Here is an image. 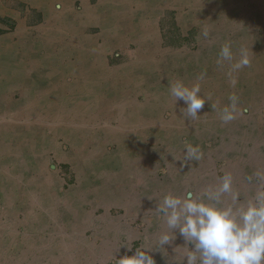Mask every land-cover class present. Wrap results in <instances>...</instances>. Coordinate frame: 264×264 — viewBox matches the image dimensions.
<instances>
[{"label":"rangeland","instance_id":"obj_1","mask_svg":"<svg viewBox=\"0 0 264 264\" xmlns=\"http://www.w3.org/2000/svg\"><path fill=\"white\" fill-rule=\"evenodd\" d=\"M52 1L57 13L73 9L87 19L78 34L67 26L47 32L44 0H0V93L6 84L16 104L27 101L20 84L28 83L10 82L19 71L12 63L33 55L25 70L53 71L40 84L68 86L42 108L47 122L11 117L0 98V194L25 193L36 198L33 213L53 215L41 226L18 202L0 201L14 224L0 233V260L115 264L123 244L130 255L165 230L155 213L165 193H200L225 174L238 177L239 167L252 180L264 164V0ZM90 8L97 20L87 17ZM225 43L233 63L244 50L250 66L232 72L229 62L217 64ZM176 81L199 84L209 100L195 120L170 94ZM233 94L246 111L223 123L219 110ZM187 145H199V161H183ZM250 185L241 193L252 197L259 187ZM184 243L177 234L164 254L154 251L156 264H176L189 250Z\"/></svg>","mask_w":264,"mask_h":264},{"label":"clouds","instance_id":"obj_2","mask_svg":"<svg viewBox=\"0 0 264 264\" xmlns=\"http://www.w3.org/2000/svg\"><path fill=\"white\" fill-rule=\"evenodd\" d=\"M233 60L232 45L225 43L218 53L217 64L227 61L232 72H236L251 63L244 50L240 51L238 60L234 63ZM231 84L235 86V78L231 79ZM169 91L176 102H184L186 108L181 111L189 120H195L205 101H209L200 94L199 84L189 88L182 81H176L170 85ZM238 105L239 97L230 95L229 104L219 110L220 120L228 123L237 119L246 111ZM211 107L215 110L216 105ZM202 156L199 145H187L183 161H199ZM256 175L260 177L259 172ZM226 200L230 202L225 203ZM155 213L166 225L155 244L135 247L130 255L127 252L133 247L123 244L127 251L116 256L115 264H156L152 253L164 254L165 246L172 245L177 234L189 250L180 260H173L176 264H264V188L257 189L246 203L242 202L240 194L233 189L232 175L225 174L217 185L205 187L200 193H165L162 199L156 200Z\"/></svg>","mask_w":264,"mask_h":264},{"label":"crops","instance_id":"obj_3","mask_svg":"<svg viewBox=\"0 0 264 264\" xmlns=\"http://www.w3.org/2000/svg\"><path fill=\"white\" fill-rule=\"evenodd\" d=\"M42 1L43 0H40V2H42ZM44 1L49 3V7L46 9V11H47L46 17H47V21H48V27H46L47 32L53 33V31H54L55 33H57V32L59 33L63 30L64 27L67 26L65 28V29H67L66 31L68 33H73L74 35H76L81 31V27H77V26L81 22H88L87 19L78 15L73 9H71V10L68 9L63 14H59L55 11L53 4H52V2H53L52 0H44ZM98 8L100 9V7H98ZM90 9H89V11L88 10L86 11L87 12L86 15L91 14V17H89V16H87V17L91 21L97 20L98 18H96V16L94 15L95 10H92V9L90 10ZM97 12L99 13V11H97ZM108 29H110V27ZM119 31L120 30L118 29V32ZM35 57H36V55H33L34 59H35ZM34 59L30 58L29 60L23 61L22 58H17L12 63V64L17 65L19 71L16 75H14L12 77L10 82L28 83V84H20L25 89L27 101L22 103V104H16V102L13 100V97H12V93L16 92V91H14L10 88H7L6 84H3V90H1L2 93H0V98H3L2 100L5 102V104L7 106H6V109H4V104H3L2 108L11 117H16L18 115L20 117L19 120L27 121L29 118V120H37V121H41V122L42 121L47 122L48 118L46 120L39 118V114H40L42 108L47 106V105L50 106L51 103L54 104V102H56V100H57L54 97V95H56V92L58 93V91H59V93H61L62 91H60V89H65L68 86L64 85V84H62V86H61V84H60V86L58 84H48V86L46 84H40L43 81V79L48 77L49 74L47 72H50L49 76H51L53 71L51 70V67L39 66V65L38 66L40 69L29 70V71L25 70L28 68L24 64L25 63L28 64L30 61H34ZM47 60H48V62H50L52 60V56L47 55ZM23 65L25 66V69H24ZM59 69L61 71L68 70V68L64 69L62 67ZM4 80L5 79L3 78L2 81H4ZM2 81L0 83H2ZM35 83H37V84H35ZM45 88H49V90L46 91ZM0 89H1V87H0ZM16 105L19 107V109H16ZM12 120H15V119H12ZM199 124L202 125L203 123L200 122ZM15 135H20V134H15ZM21 135L27 136V137L31 136L28 132L22 133ZM239 169H240V171L237 170L238 171L237 174H239V176L238 177L232 176L233 177V189H234V191H236L240 194L241 201L246 203L247 200L251 198L250 197L251 196L250 189H248L246 193H244V192L241 193V192H242V190L246 191V186H248V188L251 186L250 185L251 181H253V183L255 185H257L259 188L264 187V164H260V166H258V167L255 166L253 172H256V173L259 172L260 177L255 176L252 180L246 173L248 170L244 171V170H246L244 167H239ZM10 181L11 180L8 181V185L12 186L11 183L14 184V182L12 181L10 183ZM236 183L241 184V188L237 187ZM20 196H22L23 199H21ZM0 197H1L0 201H12L13 204H14V202H18L19 203L18 205L21 209L22 208L28 209L27 211H28V214L31 217V219H33V220L39 219V224H41V226L42 225L48 226V223L52 220V219H50V221H49L48 217L52 218L53 215H47L45 220L44 219L42 220V217H43L42 214L40 215V214L33 213L32 211H33V209L35 210V206H34L35 204L34 203H35L36 198L28 199V195L25 193L5 194L2 192L0 194ZM27 200H28V202L30 201V206L32 207L31 209H29L28 204H26V205L24 204ZM226 202H230V200H226ZM13 204H11L10 207H13L12 206ZM9 211H10V208L6 209L3 212L0 209V233L8 234V231L13 232L14 224L11 223L10 220L7 219L10 215ZM41 213H42V211H41ZM3 219H4V221H3ZM26 222H28V221H26ZM54 223L56 226L58 224L57 220H55ZM53 228H54V226H53ZM13 240H15V239H13ZM1 252H3V251H1ZM2 256H3V254H2ZM174 260H177V259L174 258ZM1 261L2 260H0V262ZM17 263H20V262L17 261ZM2 264H4V261H2Z\"/></svg>","mask_w":264,"mask_h":264}]
</instances>
